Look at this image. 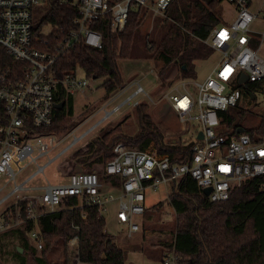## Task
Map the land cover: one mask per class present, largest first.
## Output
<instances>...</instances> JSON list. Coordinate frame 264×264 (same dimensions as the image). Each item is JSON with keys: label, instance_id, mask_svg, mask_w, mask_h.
Returning <instances> with one entry per match:
<instances>
[{"label": "built area", "instance_id": "obj_1", "mask_svg": "<svg viewBox=\"0 0 264 264\" xmlns=\"http://www.w3.org/2000/svg\"><path fill=\"white\" fill-rule=\"evenodd\" d=\"M47 1L0 0V46L15 61L27 64L18 75L0 71V177L6 179L0 194L13 182V187L0 197V234L24 221L35 222L42 210L54 211L65 198L76 197L81 208L95 207L102 218L108 204L114 202L115 222L125 228L127 238H132L139 231L137 220L145 213L148 190L174 186L189 176L201 190L211 189L206 198L208 203L216 204L227 201L231 191L243 181L264 177V135L252 137L245 131L224 135L220 132L219 117L221 112L238 106L245 95L255 99L256 91L264 94V56L260 53L264 33L253 31L256 22L264 23V0H222V5H230L232 9L231 19H222L223 23L205 41L221 53L220 60L205 79L182 80L161 96L180 123H198L190 132L193 143L188 162L172 163L167 155L158 156L118 143L112 158L102 166V175L77 172L69 175L65 183L26 187L25 183L43 173L56 158L49 154L57 147L58 137L35 133L36 129L53 123L56 87L62 85L70 94L87 87L86 80L78 79L73 71L64 73L60 79L56 77L54 66L59 54L71 49L80 39L89 47L101 48V35L92 25L107 15L112 31L121 32L131 9L145 8L155 16L161 15L172 0H59L77 8L78 18L73 21L76 28L65 30L50 24L52 31L43 36L40 28L33 31V13L34 8L46 5ZM40 39L55 42L54 50L45 52L35 48L33 41ZM243 75L246 81L239 84ZM256 83L263 84L252 90L250 86ZM126 90L129 93L122 101L108 111L104 109L103 119L127 104L136 107L143 100L152 101L141 82L134 79L110 96L108 103ZM199 132L201 140L197 139ZM44 157L46 162L38 164ZM24 161L36 165V171L16 184L17 175L26 168ZM39 190V194L34 193ZM22 202H25L23 207L19 206ZM28 235L33 246L41 249L39 232L32 229ZM67 246L77 255L79 236L74 235ZM161 264H181V258L173 249H167Z\"/></svg>", "mask_w": 264, "mask_h": 264}, {"label": "trees", "instance_id": "obj_2", "mask_svg": "<svg viewBox=\"0 0 264 264\" xmlns=\"http://www.w3.org/2000/svg\"><path fill=\"white\" fill-rule=\"evenodd\" d=\"M221 4L222 0H172L163 14L155 16L151 38L141 32L148 9H131L121 32L112 31L110 16L107 15L92 25L101 35V48L89 47L80 39L71 49L59 54L54 66L55 75L60 79L66 72L76 74L79 68L86 78L102 80L106 96L124 86L119 68L121 60L155 61L160 65L158 78L162 80L174 69L178 70L180 79L195 78V63L207 60L213 54L214 50L205 41L213 29L223 23ZM76 18L78 10L75 6L48 0L39 10V15L33 13V31L39 29L40 22L73 30ZM55 45V42L46 39L33 41L35 48L45 52H52ZM26 67V63L15 61L0 46V71L12 76L22 73ZM262 84H253L250 88L255 90ZM54 102H63L64 105L61 109H54L50 127L36 129L35 133L63 136V133L76 127L68 123L73 116V95L64 86L58 85ZM135 109L136 134L124 135L120 131L121 125H117L89 143L84 152H75L73 159L85 163L87 172H94L92 167L108 162L113 156L114 146L121 141L131 149L158 156L167 155L172 163L190 160L192 141L184 144L178 140H164L162 131L147 112V104L141 102ZM219 117L220 132L224 135L236 134L240 126L233 124L232 114L221 112ZM244 131L252 137L264 135V118L258 127ZM263 182L264 177L247 179L231 191L227 201L210 204L192 178L185 176L180 179L173 186L169 199L176 219L172 240L163 242L164 251L173 249L181 258V264H264ZM24 205L25 202L19 204ZM32 229L39 232L41 239L39 256L37 248L29 243L28 232ZM76 234L79 236V263H126V251L107 232L105 219L98 216L95 207L81 208L76 197L65 198L54 211L42 210L35 222L24 221L17 228L1 233L0 241L7 238L16 242L11 255L15 264H27L24 256L27 251L33 256L35 264H55L52 257L58 244H61L60 264H72L67 243Z\"/></svg>", "mask_w": 264, "mask_h": 264}, {"label": "rangeland", "instance_id": "obj_3", "mask_svg": "<svg viewBox=\"0 0 264 264\" xmlns=\"http://www.w3.org/2000/svg\"><path fill=\"white\" fill-rule=\"evenodd\" d=\"M221 6H223V17H231L230 5L221 4ZM39 10H41V7L34 8V14L39 15ZM154 18L155 15L149 11L141 27L142 34L149 38H151L153 33V26L156 20ZM39 24V33L41 35H48L52 31V26L49 23L40 22ZM255 25L263 26L261 22H256ZM259 32L264 33V29L259 30ZM260 53L264 56V46L260 50ZM221 56V53L215 50L207 60L196 62L194 68L195 78L188 79V81L205 79L218 63ZM158 67L160 65L155 61L144 59L133 61L121 60L119 62L123 85H127L131 80L137 79L151 96V102L143 100V103L147 104V112L150 114L151 120L162 131L164 140L173 139V142L174 140H178L187 144L191 139L189 130L197 127L198 123H180L176 115L169 108L168 103L161 97L166 89L187 79H180L177 69H174L165 80L159 79ZM76 77L87 82V87L83 91L72 92L73 116L69 118L68 123L74 124L76 127L68 133H63V136L52 134L58 137V145L50 152L49 157L53 158L56 156V158L45 168L43 173L38 174L25 183L26 187H44L48 184L57 185L59 183H65L67 177L73 173L87 172L88 168L85 163H78L76 159H73L74 153L78 151L84 152L87 150L89 143L101 138L106 131L113 129L117 125H121L120 131L124 135L132 136L137 132L136 109L131 104L125 105L111 117L103 119L105 115L104 109L108 111L114 105H117L128 95L129 90L124 91L117 100L109 104L110 96H113L114 93L106 96L101 86L102 80L86 78L83 71L79 68L76 69ZM255 94V99H250L245 95L238 103V106L230 109L229 112L232 114L234 125H239L244 129L258 127L261 119L264 118V94L262 91H256ZM87 131L89 132L86 133ZM74 137L77 138L76 141ZM118 143L122 142L120 141ZM46 160V157L41 158L38 160V164L42 165ZM22 164L26 168L22 173L17 175L16 184H21L36 171V165L28 164V161H24ZM92 169L99 175L103 174L101 164H95ZM5 182V177H0V187ZM12 187L13 182L4 188L0 197ZM106 188L109 189V186L107 185ZM172 188L168 192V195L165 191V185L160 186L155 191H147L145 203L147 207L146 212L143 217L137 220L139 223V231L132 238H127L124 235L125 228L118 225L114 220L116 204L114 202L108 204L106 213L104 214L105 228L109 234L114 236L117 245L126 251L127 258L125 264H159L158 262L164 252L163 242L169 243L172 240V231L175 228L176 214L169 201ZM34 193L39 194L40 190L34 191ZM57 208L58 206L54 210ZM28 238L29 243L34 245L30 237ZM0 242V264H15L12 261L11 255L16 242L7 238ZM60 245L58 244L56 246L55 253L52 257L55 264L61 263ZM40 251L41 249H37V256L40 255ZM70 254L72 264H81L75 252L70 250ZM24 256L27 264H35L33 256L29 251Z\"/></svg>", "mask_w": 264, "mask_h": 264}, {"label": "water", "instance_id": "obj_4", "mask_svg": "<svg viewBox=\"0 0 264 264\" xmlns=\"http://www.w3.org/2000/svg\"><path fill=\"white\" fill-rule=\"evenodd\" d=\"M245 81H246V76L243 75V76L240 78V80H239V84H241V83H243V82H245ZM63 105H64L63 102H61V103H59V104L54 103V104H53V108H54V109H61V108L63 107ZM243 131H244V129H243V128H240V129H237L236 133H237V134H240V133H243ZM197 139H198V140H201V139H202V133H201V132L198 133ZM210 191H211L210 188H205V189L202 190V193H203V195L208 196V195L210 194ZM18 250H19V252H22V249H21V248H19Z\"/></svg>", "mask_w": 264, "mask_h": 264}, {"label": "crops", "instance_id": "obj_5", "mask_svg": "<svg viewBox=\"0 0 264 264\" xmlns=\"http://www.w3.org/2000/svg\"><path fill=\"white\" fill-rule=\"evenodd\" d=\"M224 5V4H223ZM223 7V6H222ZM231 8V7H230ZM230 15H232V9H231V14ZM222 19L224 20V21H228V20H230L231 19V17H229V18H225V17H223V12H222ZM263 24V26H260V25H258V26H256L255 25V27L253 28V31L255 32V33H259V30H261V29H264V23H262ZM216 66V65H215ZM214 66V67H215ZM194 128H196V127H194ZM240 128H242V127H239L238 129H240ZM256 128V127H255ZM244 129V128H243ZM253 129V128H252ZM190 132L192 131V129H190L189 130ZM190 136V138H191V135H189ZM190 141H191V139H190ZM171 188H172V186L171 185H167V186H165V191H166V193H167V195H168V192L171 190ZM146 197H147V194H146ZM145 203H146V198H145ZM145 208H147L146 207V204H145ZM145 212H146V209H145ZM144 215H145V213H144ZM143 215V216H144ZM114 220H115V213H114ZM159 264H161V260L158 262Z\"/></svg>", "mask_w": 264, "mask_h": 264}]
</instances>
